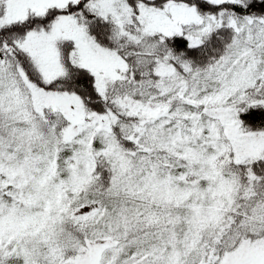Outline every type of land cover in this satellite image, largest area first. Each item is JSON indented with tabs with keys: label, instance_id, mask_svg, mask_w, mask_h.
Segmentation results:
<instances>
[{
	"label": "snow or ice",
	"instance_id": "obj_1",
	"mask_svg": "<svg viewBox=\"0 0 264 264\" xmlns=\"http://www.w3.org/2000/svg\"><path fill=\"white\" fill-rule=\"evenodd\" d=\"M0 264H264V0H0Z\"/></svg>",
	"mask_w": 264,
	"mask_h": 264
}]
</instances>
